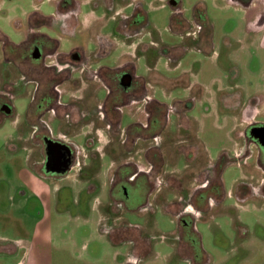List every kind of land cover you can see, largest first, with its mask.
Instances as JSON below:
<instances>
[{
	"label": "rangeland",
	"instance_id": "rangeland-1",
	"mask_svg": "<svg viewBox=\"0 0 264 264\" xmlns=\"http://www.w3.org/2000/svg\"><path fill=\"white\" fill-rule=\"evenodd\" d=\"M59 1L0 0V32L4 35L0 33V39L7 43L5 46L0 42V99H5L2 95L8 92L9 78L16 87L11 99L13 115L5 118L0 116V264H127L132 259L131 255L134 256L132 245L116 239L117 242L109 236L111 229L122 222L141 228L143 237L147 235L153 242L152 255L137 264H188L178 255V230L188 231L184 221L191 219L184 212L189 201H182L181 186L170 179L175 176L184 188L191 189L190 193H194L199 183L197 176L185 175L177 170L182 169L185 162L176 148L189 144V141L178 134L173 139H166L169 128L164 127L163 131H166L162 134L164 142L161 141L163 150L160 151V164L164 166L160 176L101 175L97 177V194L94 195L85 192L83 183L66 180L59 184L60 190L54 191L50 200L46 196L45 184L40 183L33 174V150L25 127V113L32 88L22 86L23 74L31 72L33 78L46 84L45 74L49 70L41 63H30L28 22L35 12L48 17L57 16ZM76 1L80 8V25L75 34L63 33L58 25H46L41 32L60 40L63 51L81 45L87 50V55L95 56L108 54L110 48L106 45L101 48L100 45L106 39L110 40L113 43L112 52L94 64L96 74L104 65L115 68L119 64L134 61L137 76L153 75L156 72H152L150 67L147 69V57L138 60L145 53L142 44L152 45L155 41L158 44L156 47H177L183 44V37L171 29L173 11L168 0H114L110 12L105 10L100 0ZM135 4H140L150 25L142 31L140 39L126 40L117 31V20L121 14L131 15ZM198 4L204 5L207 23L212 28L213 44L210 51L191 48L178 65L170 64L168 57L160 55L156 68L162 82L154 86L157 99L166 105L190 97L191 91L184 88L187 82H197L204 90L202 99L197 101L189 113L198 124L200 138L206 147L200 146L193 167L201 161L210 166L224 151L232 156L236 150L240 155L242 146L238 144L239 148L235 145L233 137L240 135L245 124L236 118L234 128L230 119L232 114L221 107L220 99L224 93L237 90L245 97L253 96L258 87L264 86V49L256 42L248 44L245 41V10L229 0H182L187 18H192ZM31 36L37 38V34ZM75 71L79 72L74 74L76 78L73 76L71 83L63 87L87 88L86 78L91 77L90 73L87 75L86 70L78 67H75ZM116 71L101 72L104 77L107 75V78L113 80V87L116 86ZM183 75L187 77V82L185 77L182 81L169 80L182 78ZM148 76V80L143 82L152 91L153 85ZM99 86L101 84L97 81L96 87ZM97 96L103 98L102 90ZM75 110L78 111V108L75 107ZM78 114H75V118H81ZM161 115L163 121L169 118L165 110L161 111ZM96 135H99L98 149L102 151L110 138L102 133ZM151 145V142H142L136 146L139 156L132 161L144 169L149 166L140 154L144 155ZM127 146L132 145L128 143ZM236 167L230 166L224 171L223 180L228 192L232 191L242 176L241 170ZM165 168H171L172 173ZM73 178L76 176L70 177ZM127 180L129 183L132 181L130 187L134 195L138 190L137 185H141L139 199L144 207L139 212H124L126 207L115 204L112 214L107 201L108 184H112L113 198L119 201L122 198L120 184H125ZM38 194L42 195L45 203L36 198ZM173 200L178 202H169ZM161 201L170 203L165 210ZM136 206L133 204L129 207L136 211ZM225 206H234L236 211L219 212L209 220L196 224L202 249L211 260V263L205 264H264V252L261 249L264 243V202H250L243 209L236 207L233 198L229 196ZM237 221L245 229L243 236H239L235 226ZM138 234L139 230L129 228L122 232V237L128 241ZM149 242L145 238L144 248L137 250L146 251L150 247L147 245ZM187 253H190L189 249L185 245L181 246L180 254L188 258L190 254Z\"/></svg>",
	"mask_w": 264,
	"mask_h": 264
},
{
	"label": "flooded vegetation",
	"instance_id": "flooded-vegetation-1",
	"mask_svg": "<svg viewBox=\"0 0 264 264\" xmlns=\"http://www.w3.org/2000/svg\"><path fill=\"white\" fill-rule=\"evenodd\" d=\"M229 1L242 7L247 14V24L243 32L245 41L248 44L256 42L264 49V0ZM100 2L108 12L114 6V0H100ZM168 4L173 11L171 29L175 34L183 37V44L177 47H156L158 45L156 41L152 45L142 44L145 53L138 57V60L143 56L147 57V69L150 67L152 72H156L150 76L148 74L137 76V66L134 61L126 62L124 65L119 64L115 68L104 65L99 68V73L96 74L93 69L94 64L104 57L107 58L112 52L113 43L108 39L100 45L101 48L105 45L110 48L108 54L95 56L87 55V50L81 45L72 47L70 51H63L60 40L41 32V29L46 25L49 27L58 25L63 33L75 34L80 25V8L76 0H60L57 16L48 17L38 12L32 14L28 22L30 28L28 40L31 44L28 58L30 63H41L49 72L45 74L46 84L33 78L31 72L23 74L22 86L32 88L25 113V127L33 150V158H31L33 174L40 183L45 184L46 196L50 200L54 191L60 190L59 184L66 180L83 183L85 192L94 195L97 194V177L101 175L114 177L118 175L160 176L164 166V164H160V151L163 150L162 142H164L162 134L166 131H163L164 127L170 130L167 132L166 139H173L177 134L187 139L189 144L176 148L177 153L183 156V163L185 162L182 169L178 168L177 170L185 175L197 176L199 185L195 190L193 189L194 193H190L191 189L184 188L181 181L175 176L172 175L173 178L170 179L181 186L182 201H189V204L185 205L184 214L191 219V221L188 219L184 221L188 229L187 232L178 230V255L188 264H205L211 263V260L202 249L201 237L197 233L196 224L209 220L219 212L231 210L235 212L234 206L230 208L225 206V201L229 196L233 198L236 207L243 209L250 202H264V86L258 87L253 96L245 97L240 90H237L233 93H224L220 99L221 107L232 114L230 119L234 128L236 118L245 124L240 135L233 137L235 145L242 146L240 155L236 150L232 156L224 151L222 156L210 166L201 161L193 167L201 150L200 146L206 147L200 138L198 124L193 121L189 113L193 111L197 101L202 99L204 90L197 82L194 84L187 82L185 75L179 79H169L170 82H175L185 77L187 84L184 88L191 91V94H189L190 97L176 100L171 105L163 104L159 102L155 94L154 86L162 82L156 67L160 55L168 57L170 64L178 65L179 60L191 48L210 51L213 44L212 28L207 23L204 5L198 4L193 10L192 18H187L183 12L182 0H168ZM135 5L131 15L123 16L121 14L117 20V31L126 40L140 39L143 35L142 31L150 25L140 4ZM31 34H37V38L33 39ZM0 42L7 46L5 40L0 39ZM37 49L41 51L38 58L34 56ZM3 51L6 53L5 47ZM129 65L132 67L128 68ZM75 67L86 70L87 75L90 73L91 77L86 78L87 88L63 87L64 84L71 83L75 73H79L75 71ZM71 69L74 71L69 73ZM102 70L106 73L110 70H117L114 80L115 87L112 86L113 80L107 78V75L105 77L104 74L102 75ZM127 75L131 76L130 87L122 85V80ZM147 76L153 85L152 91L147 87L145 81L143 82V80H148ZM97 81L101 86L96 87ZM8 82V92L2 95V98L8 101L0 99V116L2 118L13 115L14 107L13 104L11 105V99L16 87L10 78ZM101 90L103 92L102 99L97 96ZM75 107L78 108V111L75 110ZM162 110H165L169 120L160 119L164 115H161ZM77 113L81 118H75ZM143 114L145 115L144 120ZM173 126L174 128H172ZM99 133L110 138L102 151L97 146L99 135L96 134ZM142 142L152 143L144 155L140 154L142 160H145L149 166L147 169L140 167L136 161H132L139 156L136 146ZM128 143L132 146H127ZM103 150L104 153L101 154ZM187 150L189 152L185 154L184 152ZM197 165L199 167H196ZM230 166L240 169L242 176L239 181H236L232 191L228 192L223 176L224 171ZM165 170L172 173L171 168H165ZM71 176H76V178L70 179ZM135 180L133 181L135 182ZM131 183L127 180L125 184H120L122 198L119 201L113 198L112 184H108L107 201L110 212L113 211L115 204H119L117 206L123 208L126 207L124 212L142 211L144 205L139 199L142 191L141 185H137L138 190L134 195L130 187ZM36 198L45 203L42 195L38 194ZM169 202L177 203L178 201ZM161 203L164 210L170 204H166L165 201H161ZM133 204L138 207L136 211L130 208ZM235 226L239 231V236H243L242 232L245 229L241 227V223L237 221ZM129 228L139 230V234L133 237L134 239L127 241V238L122 237V232ZM109 236L115 241H126L132 245L134 256L131 255L132 259L127 264L142 262L145 257L149 258L153 253V242L147 235L144 236L150 241L147 244L150 247L146 251L139 252L137 250L144 248L143 240L145 238L141 228L122 222L119 226L111 229ZM183 245L190 251L187 253L190 254L188 258H184L180 254ZM261 249L264 252V243ZM137 251L139 253L136 255Z\"/></svg>",
	"mask_w": 264,
	"mask_h": 264
},
{
	"label": "water",
	"instance_id": "water-1",
	"mask_svg": "<svg viewBox=\"0 0 264 264\" xmlns=\"http://www.w3.org/2000/svg\"><path fill=\"white\" fill-rule=\"evenodd\" d=\"M40 50L39 49H37L36 51H35V53H34V56L36 57V58H38V57H40ZM122 85L124 86V87H130L131 86V76L130 75H127V76H125L124 78H123V80H122Z\"/></svg>",
	"mask_w": 264,
	"mask_h": 264
}]
</instances>
